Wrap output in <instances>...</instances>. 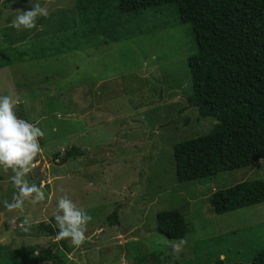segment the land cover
Listing matches in <instances>:
<instances>
[{
    "label": "rangeland",
    "instance_id": "obj_1",
    "mask_svg": "<svg viewBox=\"0 0 264 264\" xmlns=\"http://www.w3.org/2000/svg\"><path fill=\"white\" fill-rule=\"evenodd\" d=\"M75 1L40 0L49 15L39 17L35 29L18 31L11 21L31 7L29 0H0V50L13 61L0 69V96L18 98L15 112L45 133L28 179L43 184L46 194L43 202L26 201L23 212H8L3 202L17 190L11 172L0 168V264H14L23 247L57 241L40 225L54 224L63 196L92 217L81 247L66 239L67 251L56 242L64 264H119L121 256L128 264H212L220 255L250 263L264 249V203L219 215L209 199L216 190L264 180V159L214 178L177 182L174 145L217 125L197 120L186 107L188 59L197 53L192 26L182 24L170 4L135 16L108 44L92 34H52ZM72 148L83 155L64 163ZM165 210L180 211L188 223V244L178 259L170 255L173 239L157 229ZM26 216L28 232L20 228Z\"/></svg>",
    "mask_w": 264,
    "mask_h": 264
},
{
    "label": "trees",
    "instance_id": "obj_2",
    "mask_svg": "<svg viewBox=\"0 0 264 264\" xmlns=\"http://www.w3.org/2000/svg\"><path fill=\"white\" fill-rule=\"evenodd\" d=\"M170 4L176 5L180 22L192 26L197 42V53L188 59L192 93L186 107L196 111L199 121H217L209 134L174 145L177 182L258 165L264 159V0H76L75 10L52 34H92L108 44L115 42L119 30L130 28L135 16ZM83 28L89 31L84 34ZM2 53L0 69L13 62ZM22 112L16 111L20 119L25 118ZM188 119L183 123L188 125ZM66 154L64 163L83 155L77 148ZM209 201L219 215L262 204L264 180L216 190ZM157 216L160 234L173 240L186 237L188 223L180 211L165 210ZM53 221L40 226L56 239ZM59 241L68 251L66 239L50 241L45 248L23 247L15 251L14 264H64ZM212 264L247 263H229L220 255ZM248 264H264V249Z\"/></svg>",
    "mask_w": 264,
    "mask_h": 264
},
{
    "label": "clouds",
    "instance_id": "obj_3",
    "mask_svg": "<svg viewBox=\"0 0 264 264\" xmlns=\"http://www.w3.org/2000/svg\"><path fill=\"white\" fill-rule=\"evenodd\" d=\"M29 2L31 7L17 11L18 14L11 21V26L18 31L35 29L38 18L49 15L47 6H41L40 0H35L34 3L29 0ZM18 103V98L13 100L11 96H0V168L5 173L11 172L10 180L17 190L10 202L8 200L3 202L8 212L14 210L23 212L26 201L36 204L46 199L43 184L37 187L28 179L36 166L37 156L42 152L39 141L45 133L37 125L18 118L14 110ZM57 116L59 117V114ZM56 208L54 218L58 232L55 238L70 239L74 247H81L86 241V229L92 217L85 210L78 208L67 196L58 199ZM20 228L24 232L30 230L31 220L27 216L20 224ZM187 244L188 240L184 237L171 241L170 255L178 259ZM119 264H128L126 256L120 257Z\"/></svg>",
    "mask_w": 264,
    "mask_h": 264
}]
</instances>
